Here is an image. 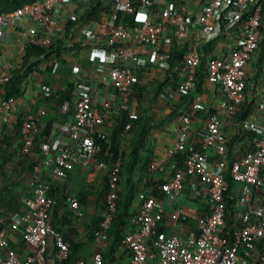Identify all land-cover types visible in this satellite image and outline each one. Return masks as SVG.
I'll list each match as a JSON object with an SVG mask.
<instances>
[{
    "label": "built area",
    "instance_id": "2783aa9c",
    "mask_svg": "<svg viewBox=\"0 0 264 264\" xmlns=\"http://www.w3.org/2000/svg\"><path fill=\"white\" fill-rule=\"evenodd\" d=\"M69 0H37L13 13L0 14V36H7L12 30L25 28L26 41L21 47V55L28 45L50 49L62 32L59 17L64 14ZM91 2L94 0H90ZM198 12L191 13L187 4L177 5L168 0H118L116 7L126 15L136 12L142 23L127 28L118 26L110 16L94 24L92 31H83L86 42L90 35L96 46L109 53L111 68L103 84L114 90L111 100L100 108L94 101L92 83L77 78L75 89V114L68 128L70 140L62 147L45 143L42 145L43 157L34 166L30 179V211L27 215L17 214L12 225L18 228L24 244L32 250L26 264H52L49 255V241L54 238L56 251L54 260L64 264L69 260L71 245L50 224L54 206L49 196L51 186L44 181L43 171L53 170L56 179L66 181L74 162L96 166L98 170L106 166L97 162L100 152L94 137L106 140L109 134L106 128V112H126L131 121L139 118L134 106V88L136 74L128 61L137 63L140 51L160 45L164 36L171 32L178 43H187L182 62L185 77L180 84V94L187 96L195 89L197 76L203 64V56L197 43L192 42L190 30L194 27L204 42H212L221 34H235L239 49L225 58H216L207 64L208 82L221 90L222 100L219 112L209 115L206 128L199 144L191 143V134L195 118L202 111L200 98L191 110L181 118L177 128L178 141L170 150L169 157L175 158L189 154L185 169H167L165 165L152 163L154 172L165 173L167 181L159 185L166 200H147L131 223L138 230L128 233L124 240L132 264H264V252L259 255L258 242L264 241V115L261 123L246 121L243 124L248 131L257 132L260 138L255 140V149L240 158L232 167L234 180L241 185L237 207L239 227L232 237L226 236L228 222L226 215V195L229 185L224 173L227 169L229 139L222 131L221 114L239 117L246 102L247 68L254 59L263 40L264 0H195ZM155 7H158L155 10ZM11 38V37H8ZM164 64L168 66L170 54L164 55ZM22 60L21 63L22 64ZM12 80L10 68L0 67V90ZM264 97V87L261 91ZM17 102L0 98V115L17 114ZM264 114V104L262 107ZM47 112L41 110L35 114H26L22 120L21 137L22 156L28 157L34 152L35 144L41 135V121ZM132 125L127 126L129 132ZM74 152V157L70 151ZM220 159L219 170L212 168V161ZM122 162L118 161L110 168L109 188L106 209L102 213L101 232L97 237L100 248H104L110 239V231L117 218L119 180ZM164 174V175H165ZM188 188H192V199L206 202L208 213L201 217L197 203L190 211H178L168 214L167 209L176 203ZM75 210L81 205L77 199L71 201ZM80 215V213L78 214ZM167 221L173 222L177 231L167 228ZM194 222V226L188 225ZM0 227V264H20L11 246L9 228ZM164 227L166 230L161 231ZM178 232V233H177ZM102 252L92 260H79L75 264H104Z\"/></svg>",
    "mask_w": 264,
    "mask_h": 264
},
{
    "label": "crops",
    "instance_id": "0c3cea01",
    "mask_svg": "<svg viewBox=\"0 0 264 264\" xmlns=\"http://www.w3.org/2000/svg\"><path fill=\"white\" fill-rule=\"evenodd\" d=\"M104 1L106 6L110 7L112 11L117 7L118 0ZM90 4V0H69L67 2L64 14L59 17L62 32L57 40L63 42L68 52L64 51L60 59L59 57H55L51 61L54 62L53 71L46 72L47 63L45 62L40 68V73L26 81L24 88L25 94L17 102L19 107L17 114L8 115L4 113L0 115V227L2 222H4L3 227L9 228L11 248L20 264H26L32 253V250L24 244L21 231L13 227L11 223L15 215H27L30 211L28 202L30 200L31 176L29 173L24 172L19 161V159L22 161L21 152L23 146L21 128L19 126L20 121L24 119L26 114H35L41 110L46 111L47 115L42 119L40 125L41 134L46 126L45 122L49 119L53 120L55 138L51 137V143L55 144L58 142L64 147L70 140L68 128L71 126L75 114V90L71 103L62 102L61 99L57 97L55 99V97L51 96L67 92V89L72 84L75 85L76 89V79L80 77L88 80L90 84L92 83L94 101L100 108L104 107L114 94V90L106 88L103 84L111 68L109 53L96 46L95 42H93L94 37L92 35L89 36L86 42L82 39V32L92 31L94 25L86 24L67 31L66 25L68 22L79 18L89 8ZM187 5L191 13L195 14L198 12V6L195 0H187ZM27 26L28 24L10 31L8 37L11 38L0 36V67L10 68L13 72L17 66L21 65V47L26 41L27 32L25 28ZM172 35L171 32H168L159 46L149 47L147 50L140 51L139 61L137 63L132 61L126 63L127 66L132 67L135 71L136 83L140 90L144 91L141 95L143 99L142 103L134 99V106L138 111V115L148 112L153 120V124L160 125L151 131L150 140L148 145L145 146V151H142V156L144 159L151 160V164L159 163L165 165L170 170L174 168L175 163L171 164L174 158L169 157V152L177 144L178 137L176 131L180 126L181 117L187 114L186 108L182 107L179 113L176 114L177 117L168 120L172 110L175 109L176 111L182 105L176 101L179 97H176L172 93L174 92L172 90L176 89V85L179 86L184 80L182 79L184 78L182 62L187 50V43H190H178ZM190 35L191 40H193L192 42L197 43L200 50L203 46L211 44V51H209L210 57L225 58L230 53H235L239 49V42L235 34H220L216 40L208 43L204 42L194 27L190 30ZM76 44L82 45L79 50H74ZM167 54H170L171 59L172 55H174L177 61L174 73H176L179 82H177V79H170L169 77L171 59L168 61L167 66L164 64L165 59L163 58ZM201 54L204 57L202 52ZM257 58L258 55L256 54L247 68L248 78L251 77L256 69ZM41 72L43 73L41 74ZM263 87L264 82L259 85L255 99L256 109L249 122H262L264 115L262 112L264 97L261 91ZM158 88L165 90L164 93L168 94L169 97L165 101L155 100L154 103L152 101ZM50 97V100H45V98ZM197 97L201 100L202 111L194 120L190 141L193 144L199 145L206 128L207 118L213 112H219L222 94L220 88L210 84L207 80L202 95H197ZM61 103L62 105L59 107ZM113 115L112 113L106 114L107 123L105 131L108 134L110 132L109 127L113 121ZM221 118L223 133L228 138H233L238 132V128L241 127L237 124L238 118L236 119V117H230L226 114H221ZM162 121L165 124L161 125ZM240 147L241 145L238 144L233 149V155L237 160L245 156ZM140 165H135L133 176V184L139 187L138 195L134 194L135 197L133 199L135 213H138L142 207L140 206V201L150 194L147 191L149 189L148 179L138 174ZM212 168L216 169L215 162H212ZM108 171V167L98 170L96 166H86L82 163L74 162L69 170L68 179L58 182V187L70 193L73 198L78 200L83 196L86 197L85 204H80L81 211H79L80 215H78L80 218L75 220L74 226L64 230L69 238L78 244L79 256L84 261L92 260L98 252V248H100V244L96 240L90 241L89 236L93 223L97 217L102 216L103 207L106 204L104 195L110 174ZM164 174L152 171L149 178H153L151 179L152 181H160L161 179H164L162 181H167L166 174ZM43 179L48 184L52 179L55 180L51 168H46L43 171ZM123 188L121 190L126 194L125 186ZM195 204L194 200H192V192L188 188L187 192L167 209V213L171 216V214H175L178 211L188 212ZM68 205L70 206L69 202ZM166 223L169 230L173 232L177 231L173 222L167 221Z\"/></svg>",
    "mask_w": 264,
    "mask_h": 264
},
{
    "label": "trees",
    "instance_id": "16d2710c",
    "mask_svg": "<svg viewBox=\"0 0 264 264\" xmlns=\"http://www.w3.org/2000/svg\"><path fill=\"white\" fill-rule=\"evenodd\" d=\"M37 0H0V14H6V13H13L19 9L24 8L27 5L34 4ZM170 3H175L177 5H184L187 4V0H168ZM158 7H155V10ZM104 15H108L115 21V24L118 26H124L127 28H133L136 25H139L142 23V19L139 16V13L136 12L134 15H126L120 11L111 10L110 7L106 6V3L104 0H94L91 2L89 8L84 11V13L74 20H70L68 22L67 31L71 30L72 28H75L77 26H83L86 24H97ZM226 31L225 26L223 25L221 27V34H224ZM263 40L260 43L259 49L257 51V63H256V69L252 73L251 77H247V89H246V102L239 113L240 116L236 117L237 124L241 127L238 128V132L233 138L229 139L228 144V165L226 172L224 173L226 182L229 185V191L226 195V215H227V222H228V230L226 231V236L232 237L237 230V227H239L238 222V216L240 213V210L237 207L238 203V197H239V190L241 189V185L237 183L233 176H232V167L233 165L239 160L236 159V157L233 155V149L238 144L241 145V150L243 155H247L250 152L254 151L255 145L254 141L260 136L257 132L254 131H248L245 127H243V124L246 121H249L251 117L254 115V111L256 109V95L259 89V85L264 82V13H263ZM81 44H76L74 47V50H79L81 48ZM211 47V44L205 45L201 48V52L203 53V64L202 67L199 70L197 81L195 84V89L191 91V93L187 96H183L180 94V84L179 86L176 85V89L172 90L173 94H175L176 97H179L178 102H180L182 105L181 107L172 110V113L168 120L171 118L177 117L176 114L179 113L182 107L186 108V112L188 113L191 108L193 107L197 95H202L204 88L207 84L208 80V74H207V64L209 61L216 59V57H210L209 51ZM64 51H67V49L64 47L63 42L58 41L55 43L50 49H45L42 47L37 46H31L28 45L26 47V52L24 55L21 56L22 64L17 66L15 70L12 72V80L10 83L5 85L2 90H0V98L5 99L9 102H18L25 94V83L26 81L30 80L34 75H37L40 73V68L43 66V64L46 62V72L53 71V59L56 57H59V59L63 56ZM68 52V51H67ZM210 57V58H208ZM208 58V59H207ZM176 59L174 58V55H172V59L170 61V68L171 71H169V77L170 79H177L176 73H174V69L176 66ZM181 71V70H180ZM43 72H41L42 74ZM180 73V72H179ZM178 74V72H177ZM184 77V75H183ZM182 79H185L182 78ZM178 80V79H177ZM179 82V80L177 81ZM164 87V86H163ZM162 87V88H163ZM162 88H158V91L154 92L155 96L153 98V101L155 103V100H162L165 101L169 95L164 93L165 90ZM75 90V85H70L69 89H67V92L58 93L56 97L58 99H61L62 102H69L71 103L73 101V93ZM144 93V91H141L138 84L136 83L134 88V99L139 100L141 103L143 99L141 98V95ZM158 94V95H157ZM50 98H45V100H50ZM60 101V102H61ZM170 101V100H169ZM62 105L59 104V107ZM175 112V113H174ZM114 114L113 115V121L111 123V126L109 127V136L106 140L100 139L98 136H95V142L100 148V152L97 155V162L100 164L105 165L106 167L110 168L113 167L118 161L122 162V169L120 174V180H119V201H118V209H117V218L114 221L111 231H110V239L106 242V245L104 248H98V252H102L105 263L104 264H132V259L129 254V252L125 249L124 246V240L125 237L128 235V233L134 232L138 230L137 227H133L131 224V221L133 217L137 214L135 213L134 206H133V199L134 194L138 195L139 187L138 185L133 184V176L135 171V165H140V170L138 172L139 176H144L146 179H148V187L147 190L150 194L146 196V198H143L140 201V206H142L147 200L149 199H155V200H161L165 201L166 197L165 194L162 193L159 190V185L164 184L166 182L162 181L164 179H161L160 181H152L149 178L152 174L151 169V160L144 159L142 156V151H145V146L148 145V142L151 137V131L158 128L160 125L153 124V120L149 116L148 112L145 114H140L139 118L137 120L131 121L129 119V116L126 112L120 111H110L106 112V114ZM216 112H213L214 114ZM105 114V115H106ZM184 116V115H183ZM182 116V117H183ZM181 117V118H182ZM22 121H20V128H21ZM46 126L42 132V134L39 136L34 152L32 155H29L28 157L22 156L20 161L21 167L24 169V172L29 173L31 176V173L34 170V166L40 161L43 157L42 153V145L45 143L51 142V137L55 138L54 128H53V120H47L45 122ZM131 124L132 128L129 132H126L127 126ZM165 124L164 121H162L161 125ZM198 151L202 152V148L200 145H198ZM70 154L74 157V152L71 150ZM187 153L177 155L173 160L171 164L175 163V166L177 169H185L186 161L188 158ZM212 162H215L216 164V170H219L220 165V159L215 158ZM108 171V172H109ZM109 178L107 181L106 191L104 197L107 198V195L110 191L109 188ZM150 179V180H149ZM57 181V182H56ZM46 182V181H45ZM58 182H62L61 180H58L55 178V180L52 179L50 181L49 185L51 186L49 196L52 198L54 202L53 209L51 211V219L50 224L53 226V228L58 231L64 238L66 242H68L71 245V254L69 257V260L66 261L64 264H75L77 261L81 260L79 256V247L76 242H73L67 233H65V229H70L72 226H74L75 220L80 218L78 214L80 213V210H75L72 207L71 201L74 199L70 193L66 192L65 190H61L60 187H58ZM125 186L126 194L121 190ZM124 189V188H123ZM189 191H192V188H189ZM187 192V190H186ZM255 195L258 196H264L263 193L259 194V191L255 190ZM194 200V199H192ZM79 203L81 205L85 204L86 197L83 196L82 198L78 199ZM68 202L70 203V207L68 205ZM195 203H197L200 215L201 217H204L207 215L208 210L206 206V202L203 200H194ZM106 209V204L103 207V211ZM101 222H102V216L97 217L96 221L93 223L91 227V234L89 236L90 241H97V237L99 236L101 232ZM188 225L194 226V222H189ZM161 231H165L166 229L161 226ZM49 255L50 259L52 261V264H57V262L54 260V253L56 251V245L54 238H51L49 241ZM99 247V246H98ZM264 252V241L258 242V253L259 255ZM96 253V254H97ZM89 261V260H88Z\"/></svg>",
    "mask_w": 264,
    "mask_h": 264
},
{
    "label": "rangeland",
    "instance_id": "374dc122",
    "mask_svg": "<svg viewBox=\"0 0 264 264\" xmlns=\"http://www.w3.org/2000/svg\"><path fill=\"white\" fill-rule=\"evenodd\" d=\"M163 2H165V0H163Z\"/></svg>",
    "mask_w": 264,
    "mask_h": 264
}]
</instances>
